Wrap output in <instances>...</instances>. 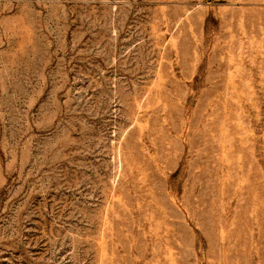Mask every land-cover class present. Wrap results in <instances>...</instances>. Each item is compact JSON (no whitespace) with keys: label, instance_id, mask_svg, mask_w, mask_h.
Returning a JSON list of instances; mask_svg holds the SVG:
<instances>
[{"label":"rangeland","instance_id":"374dc122","mask_svg":"<svg viewBox=\"0 0 264 264\" xmlns=\"http://www.w3.org/2000/svg\"><path fill=\"white\" fill-rule=\"evenodd\" d=\"M0 264H264V0H0Z\"/></svg>","mask_w":264,"mask_h":264}]
</instances>
